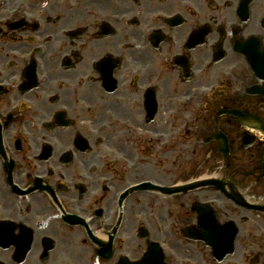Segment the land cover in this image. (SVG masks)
Wrapping results in <instances>:
<instances>
[{"label": "flooded vegetation", "instance_id": "obj_1", "mask_svg": "<svg viewBox=\"0 0 264 264\" xmlns=\"http://www.w3.org/2000/svg\"><path fill=\"white\" fill-rule=\"evenodd\" d=\"M0 264H264V0H0Z\"/></svg>", "mask_w": 264, "mask_h": 264}]
</instances>
